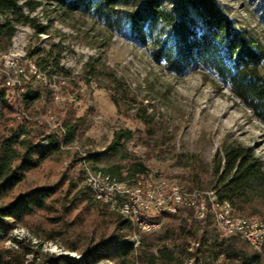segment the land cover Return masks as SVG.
<instances>
[{
  "label": "rangeland",
  "instance_id": "374dc122",
  "mask_svg": "<svg viewBox=\"0 0 264 264\" xmlns=\"http://www.w3.org/2000/svg\"><path fill=\"white\" fill-rule=\"evenodd\" d=\"M31 1L37 5L29 15L45 31L19 24L9 49L0 52V86H5L10 104L0 118V134L18 125L32 132L60 127L66 116L78 123V129L72 141L28 172L17 188L58 184L49 199L50 208L17 223L2 241L5 248L22 255V264L40 262L43 255L80 257L87 246L109 236L112 226L94 203L71 207L74 189L69 182L77 174L91 186L95 199L108 210L118 211L133 193L142 196L161 179L166 181L160 192L164 199L172 198L176 187L181 194L209 201L211 189H188L186 182L193 169L203 184L208 183L213 158L223 142L249 145L264 167V123L212 72L196 64L181 74L172 73L151 59L147 47L131 40L125 31L108 29L93 13L67 9L51 0ZM165 2L174 5L178 0ZM217 2L237 25L264 44V0ZM23 10L27 12L26 6ZM35 61L43 65L45 76ZM261 70L264 73V61ZM28 86L37 87L41 96L26 106L21 96ZM121 128L131 129L130 139H116L114 133ZM112 143L116 151L107 150ZM89 151L101 155L79 158ZM132 158L148 167L139 185L130 177L106 183L97 174H105L104 168L112 163L127 165ZM192 208L197 215L203 213ZM145 212L153 221L161 219L160 225L127 235L134 244L140 233L156 232L164 221L153 210ZM232 216L248 225L264 226V215L240 217L233 211ZM96 264L117 263L106 258Z\"/></svg>",
  "mask_w": 264,
  "mask_h": 264
},
{
  "label": "trees",
  "instance_id": "16d2710c",
  "mask_svg": "<svg viewBox=\"0 0 264 264\" xmlns=\"http://www.w3.org/2000/svg\"><path fill=\"white\" fill-rule=\"evenodd\" d=\"M18 1L0 0V52L9 49L17 25H35L29 12L35 9L37 2ZM51 1L67 9L91 12L108 29L125 31L131 40L148 48L155 63L172 73L181 74L200 64L227 85L230 92L264 123V73L261 70L264 44L250 30L237 25L217 0H178L174 5L165 0ZM35 26L38 31H45L44 27ZM35 63L40 75L45 76L41 71L43 65L39 61ZM40 96L37 87L28 86L21 97L29 106ZM112 100L118 103L117 97L113 96ZM9 109L6 88L0 86V118ZM77 129L78 123L66 116L60 127L32 132L18 125L0 134V264L23 263L22 255L5 248L2 241L17 223L50 208L49 199L57 191L58 184L17 188L28 172L60 151L63 144L72 141ZM114 135L116 139H130L132 131L121 128ZM113 143L107 147L108 151H116ZM100 155L98 151H89L79 158L89 160ZM191 170L186 182L188 189L213 190L216 200L219 203L226 200L237 216L264 215V167L249 145L223 142L213 158L212 178L206 184ZM147 172L145 163L135 158L127 165L112 163L103 171L118 181L130 177L135 185H139ZM79 175L69 182L74 189L70 205L94 203L112 226L109 236H101L87 246L80 257L43 255L40 262L34 260L28 264H96L106 258L117 264H221L223 261L264 264V244L256 249L237 232L223 234L219 231L211 200L206 201L208 204L199 215L192 207L177 204L174 210L160 211L158 214L164 218L161 228L156 232L143 231L134 244L135 240L126 236L141 230L137 221L121 212L108 210L95 199L91 186ZM158 247L165 248L156 252L154 248ZM220 257L226 260L219 261Z\"/></svg>",
  "mask_w": 264,
  "mask_h": 264
},
{
  "label": "built area",
  "instance_id": "2783aa9c",
  "mask_svg": "<svg viewBox=\"0 0 264 264\" xmlns=\"http://www.w3.org/2000/svg\"><path fill=\"white\" fill-rule=\"evenodd\" d=\"M108 183V180H106ZM166 188V181L164 179L158 180L157 184H154L147 192L139 194L133 193L135 196L130 197L123 202L126 206L136 208L139 213L154 211L155 213H159L162 210H174L175 205L189 204V203H198V210L204 211V199L205 198H197L193 196V194H181L180 190L174 189L172 198L170 199H160V192L164 191ZM127 191V190H126ZM120 192V191H119ZM145 212V213H146ZM224 220L229 219V210L224 206ZM161 220V219H160ZM160 220H154V222L146 223V224H156ZM247 232L250 235H260V242L264 239V233H262V226H250L246 224ZM260 242H258L260 244Z\"/></svg>",
  "mask_w": 264,
  "mask_h": 264
},
{
  "label": "bare ground",
  "instance_id": "6f19581e",
  "mask_svg": "<svg viewBox=\"0 0 264 264\" xmlns=\"http://www.w3.org/2000/svg\"><path fill=\"white\" fill-rule=\"evenodd\" d=\"M97 174L99 176L101 175L102 179H106V180L112 179L109 175L102 174L101 172H98ZM113 181H115V180H113ZM117 183H119V182H117ZM174 189H177V188L175 187ZM161 193H160V199H164V196ZM172 193H173V190H172ZM96 195L100 196V194H97V193H96ZM170 197H172V196H170ZM207 197L209 198V200H211V202L213 204V205L211 204V206L215 210V219H216L217 227H218L220 232H222V233L237 232L243 238L248 240L257 249H259L264 244V239H262V241L260 242V235H250L247 232V229L245 228L246 223H244L245 221L243 222L242 219H236L235 217L232 216L231 207L226 200L219 203L216 200V197H215L213 190H210L208 192ZM168 198H169V196H168ZM187 205L192 206V207H198V203H189ZM214 205H216L217 209L214 208ZM224 206H226V208H228V210H229V219H225V220H224V216H223ZM205 207H206V202H204V208ZM118 211H120L121 213L128 215L130 217H133L137 221L140 228L149 230V229L156 228L160 225L159 224L160 221H158V223H156V224H146V223H151L154 221L151 220L150 218L146 217L144 215V213H139V211L136 208L126 206V204L124 202L122 203V206L120 207V209ZM201 212H203V211H201ZM256 225L257 224H251L250 226H256ZM258 226H262V225L259 224ZM262 233H264V226H262ZM258 242H260V244Z\"/></svg>",
  "mask_w": 264,
  "mask_h": 264
}]
</instances>
